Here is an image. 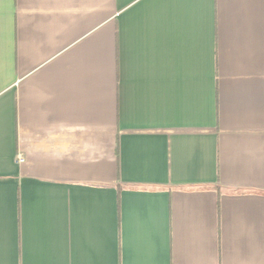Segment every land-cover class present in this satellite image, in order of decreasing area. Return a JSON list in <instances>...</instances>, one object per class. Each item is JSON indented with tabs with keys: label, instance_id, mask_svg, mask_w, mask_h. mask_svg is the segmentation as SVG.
<instances>
[{
	"label": "crops",
	"instance_id": "0c3cea01",
	"mask_svg": "<svg viewBox=\"0 0 264 264\" xmlns=\"http://www.w3.org/2000/svg\"><path fill=\"white\" fill-rule=\"evenodd\" d=\"M0 264H264V0H0Z\"/></svg>",
	"mask_w": 264,
	"mask_h": 264
},
{
	"label": "built area",
	"instance_id": "2783aa9c",
	"mask_svg": "<svg viewBox=\"0 0 264 264\" xmlns=\"http://www.w3.org/2000/svg\"><path fill=\"white\" fill-rule=\"evenodd\" d=\"M18 160H19V162H22V159L21 158H19Z\"/></svg>",
	"mask_w": 264,
	"mask_h": 264
}]
</instances>
